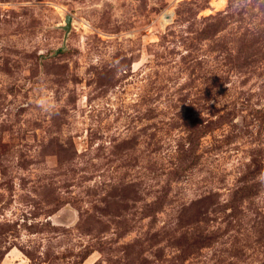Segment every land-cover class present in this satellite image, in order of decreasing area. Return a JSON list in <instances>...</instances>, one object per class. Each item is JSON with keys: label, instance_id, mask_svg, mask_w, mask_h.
Returning a JSON list of instances; mask_svg holds the SVG:
<instances>
[{"label": "rangeland", "instance_id": "rangeland-1", "mask_svg": "<svg viewBox=\"0 0 264 264\" xmlns=\"http://www.w3.org/2000/svg\"><path fill=\"white\" fill-rule=\"evenodd\" d=\"M0 264H264V0H0Z\"/></svg>", "mask_w": 264, "mask_h": 264}, {"label": "water", "instance_id": "water-1", "mask_svg": "<svg viewBox=\"0 0 264 264\" xmlns=\"http://www.w3.org/2000/svg\"><path fill=\"white\" fill-rule=\"evenodd\" d=\"M72 26H73V17L68 15L66 18V22L64 25V29L66 30L67 34H66V40L68 39L69 33L72 30Z\"/></svg>", "mask_w": 264, "mask_h": 264}]
</instances>
